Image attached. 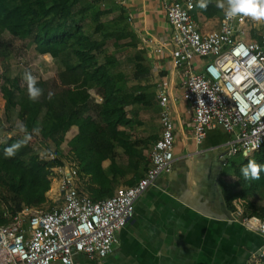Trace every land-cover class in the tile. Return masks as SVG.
Instances as JSON below:
<instances>
[{"label": "built area", "instance_id": "1", "mask_svg": "<svg viewBox=\"0 0 264 264\" xmlns=\"http://www.w3.org/2000/svg\"><path fill=\"white\" fill-rule=\"evenodd\" d=\"M114 1L123 5V0ZM161 8L171 29L168 57L181 81L177 90L164 85L156 89L161 133L149 152L144 176L109 197L93 200L76 188L78 172L71 165L50 169L57 203L48 210L24 207L3 212L8 223L0 225V264H73L78 254L103 264L133 217L136 201L172 170L176 128L171 107L177 102L189 108L196 145L216 128L231 136L217 148L222 167L237 155L248 157L264 147V20L256 25L250 16L229 17L225 3L219 7L217 28L204 32L192 16L194 0H161ZM40 157L53 160L54 151L48 149ZM233 206L242 226L264 237V220L245 215L239 201Z\"/></svg>", "mask_w": 264, "mask_h": 264}, {"label": "crops", "instance_id": "2", "mask_svg": "<svg viewBox=\"0 0 264 264\" xmlns=\"http://www.w3.org/2000/svg\"><path fill=\"white\" fill-rule=\"evenodd\" d=\"M122 2L131 18L129 23L138 34V50H143L148 59L150 75L155 77L152 93L158 117H155L156 114L138 117V104H130L124 107L128 123L119 124L115 130L122 134H111L100 124L105 141L102 148L106 153L100 169L104 172L102 176L112 181L101 191L107 195L119 187L134 185L144 176L149 165V152L161 133L156 89L158 85H164L177 90L181 81L168 57L171 29L161 8V0ZM194 2L192 16L197 26L204 32L216 29L221 17L218 7L221 1L212 0V5L208 4L209 8H201ZM222 2L225 4L226 0ZM254 22L258 24V21ZM149 40L153 42L151 45L148 44ZM158 47L163 49L162 54L155 51ZM188 110L187 104L182 101L171 107L176 128L172 170L168 175H160L136 201L133 217L119 232L117 245L103 264H263L264 257L260 256V252L264 249V237L242 226L224 204L223 182L233 179L230 180L231 177L224 173L229 165L221 166L217 148L231 136L216 128L207 132L201 145H196L192 139ZM93 129L92 124H89L73 126L67 131L60 145L63 154L61 166L76 167L72 162H66L67 153L72 152L74 147L70 144L78 134H87ZM129 147L128 153L126 150ZM254 154L244 158L253 157ZM241 158L242 155H237L230 160L238 162ZM133 159L137 161L133 162ZM116 165H122L124 169L120 176L117 175L120 170ZM129 165L137 167L134 171H137L136 175L134 172H124ZM80 182L85 183L83 189L87 193L79 189ZM53 185L51 183L46 193L48 201L52 200V194L56 192V185L52 192ZM75 185L89 197L88 188H99L81 172H78ZM56 199L53 198L52 206L57 203ZM73 264L95 263L78 254L73 257Z\"/></svg>", "mask_w": 264, "mask_h": 264}, {"label": "trees", "instance_id": "3", "mask_svg": "<svg viewBox=\"0 0 264 264\" xmlns=\"http://www.w3.org/2000/svg\"><path fill=\"white\" fill-rule=\"evenodd\" d=\"M209 1L212 2L207 0V4ZM79 2L80 0H0V59L7 55L2 35L6 33L13 39L28 42L39 56L50 55L52 60L60 64L56 79L37 80L44 93L35 102L28 97L26 81L22 84L19 78H5L8 84L3 95L5 114L15 111L19 130L20 125H24L26 131L37 133L35 135L43 142L49 141L54 146V159L47 161L34 154L27 143L10 141L0 144V193L18 200L17 211L24 207L42 208L49 203L46 193L51 186L50 169L62 165L60 145L73 126L92 124L94 127L90 133L78 134L70 145L83 146L80 155H76L79 170L89 177L91 183L99 186L86 189L90 192L91 199L103 198L105 193L101 191L105 187L98 181L103 175L99 166L106 157L102 151L105 141L101 128L104 127L111 134H119L115 131L117 126L128 123L124 107L130 104L145 106L149 103L148 96L141 87L135 86L129 92H123L118 84V81L124 79L123 75L112 72L117 61L115 56L104 51V38L93 40L84 31L83 21L87 17L84 13L92 5L74 11ZM114 5L112 9L119 11L117 21L123 22L124 14H127L126 8L117 2ZM110 11L111 9H96L89 13L91 21L96 25L95 32L102 29L100 19ZM124 29L117 36L114 45H118L116 42H120V38H129ZM130 43L133 41L125 42L124 45L128 46ZM130 47L135 46L131 44ZM133 60L135 64L132 77L136 82L150 75L148 59L143 50H137ZM85 84L94 88L93 98L86 96ZM12 106H15L14 110ZM18 144L19 147H14ZM8 149H12L11 154L6 151ZM85 150H95L92 153L93 157L97 154L95 167L92 166L94 159H88ZM126 151L129 153L130 147ZM250 160L264 165V147L253 157L242 156L238 162L229 161L224 173L233 180L223 182V200L232 213L235 212L233 201L237 200L245 215L264 220V204L261 203V198L264 197V171L260 173L258 180H245L241 173V168ZM26 161L28 175L22 172L25 168L19 170L10 166ZM111 195L109 193L106 197ZM3 212L5 211H0V225L7 223V220L2 219Z\"/></svg>", "mask_w": 264, "mask_h": 264}, {"label": "rangeland", "instance_id": "4", "mask_svg": "<svg viewBox=\"0 0 264 264\" xmlns=\"http://www.w3.org/2000/svg\"><path fill=\"white\" fill-rule=\"evenodd\" d=\"M198 5L200 4L201 0H195ZM114 0H80V2L74 7V11L79 10L81 7L90 6L91 8H88L86 12L84 13L86 19L83 21V28L84 31L90 35V37L93 40H105L104 44V51L107 54H111L115 56L116 64L115 67L112 68L113 73H119L123 75V80L118 81L119 85L121 86L123 92H129L132 90L135 86L141 87L142 90L147 96V100L149 103H147L145 106L138 104V117L146 118L148 116H155V109L154 105L156 104L155 99L153 97L152 88L155 81V77L148 75L145 76L140 81H135L132 77L134 72V64L135 61L134 56L136 54V51L140 47V43L138 40V34L134 31L132 25L127 21L128 14H124V20L117 21V17L119 15V11L117 9H112L114 5ZM208 3V2H207ZM211 4L212 2L209 1ZM209 4V5H210ZM212 5V4H211ZM207 7L209 8L208 4ZM99 9L101 11L110 10L111 11L108 14H105L100 19V24L102 25V29L99 32H95L96 25L91 21V18L89 17V13L93 10ZM125 28V34L129 36V38H120V42L117 41L118 45H114V42L117 39V36L121 34V31ZM106 34L108 37H104ZM3 40L5 41L4 49L7 53L3 59H0V144H5L8 142H18V143H27L28 146L32 149V152L34 154H38L39 157L41 154H43L46 150H52L54 151V146L51 142L46 141L43 142L41 138L38 135H35L37 133H32L30 131H22L18 128V121L15 117V111L11 112L9 115L7 113L5 114L4 111V104L5 101L3 99L4 93L8 89V84L5 81V78H19L21 80V83H25L24 74L26 72L31 73L37 80L39 79H56L58 72L60 71V64L56 60H52L50 55H44L39 56L35 51L34 48L31 45H28V42H22L16 39H13L8 34H2ZM134 37V38H133ZM133 41L135 47H130V45L126 46L124 45L125 42H131ZM137 48V49H136ZM87 87V94L86 96H89V98H93L95 95L94 88H92V85L85 84ZM82 86V85H81ZM84 86V85H83ZM78 90H80L78 88ZM13 110L15 106L11 107ZM154 110V111H153ZM155 117H158L156 114ZM77 146V145H76ZM76 146L73 147L72 152L70 151L67 153V159L66 162L73 163L76 167L75 169L80 172L78 167V160H76L77 153L80 155V151L82 152V145L75 149ZM86 155L88 156V159L93 160V165L96 166L97 161L96 157H93L92 153L95 150H85ZM103 151V148H102ZM95 153V152H94ZM93 153V154H94ZM104 155L106 153H103ZM102 156V155H101ZM106 158V157H105ZM103 158L102 160L104 161ZM124 158V157H123ZM136 159H133V162H136ZM102 163V162H101ZM11 167L18 168L19 170L21 168H25L22 172L24 175H28L27 171V161L26 162H18L15 164H10ZM102 164H100L99 169H102ZM115 167H118L120 170L119 173H117L118 176L122 172L121 170H124L122 165H116ZM137 167H133L132 165H129L126 171L127 173H132L136 170ZM95 170V169H94ZM112 171H116L115 169H112ZM137 171L134 172L136 175ZM104 174V172H103ZM126 175V174H125ZM117 176V177H118ZM234 179L235 177L232 176ZM232 180V178L230 179ZM98 181L104 186L107 187L112 181L107 179V176H102L98 178ZM81 184L78 185L79 189L85 193H87L83 188H85V183L80 182ZM51 196V195H49ZM107 194L104 195L106 197ZM54 197H57V194H52V200ZM50 199L49 203L44 205L41 209L42 210H48L51 208V206L54 204V201ZM261 203H264V197L261 198ZM19 208L18 200L13 197H7L0 193V211H9V212H15Z\"/></svg>", "mask_w": 264, "mask_h": 264}, {"label": "clouds", "instance_id": "5", "mask_svg": "<svg viewBox=\"0 0 264 264\" xmlns=\"http://www.w3.org/2000/svg\"><path fill=\"white\" fill-rule=\"evenodd\" d=\"M227 3V15L229 17H236L238 15L250 16L253 20L261 21L264 20V0H226ZM199 6L201 8L207 7V0H201ZM218 7L223 8L224 3L219 2ZM24 79L27 84V93L31 101H38L43 95L44 90L38 86L37 79L31 74L26 72ZM51 93H49V98ZM22 131L25 130L24 125H20ZM16 145L14 147H19ZM11 154L12 149L6 150ZM264 171V165L258 164L254 160L248 161L247 165L241 168V173L245 180H258L260 179V173Z\"/></svg>", "mask_w": 264, "mask_h": 264}, {"label": "bare ground", "instance_id": "6", "mask_svg": "<svg viewBox=\"0 0 264 264\" xmlns=\"http://www.w3.org/2000/svg\"><path fill=\"white\" fill-rule=\"evenodd\" d=\"M54 191H55V185L52 186V192H54Z\"/></svg>", "mask_w": 264, "mask_h": 264}]
</instances>
